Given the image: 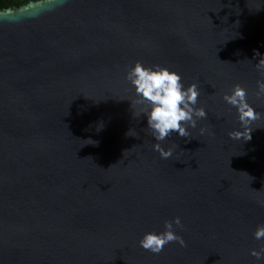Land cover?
<instances>
[{
    "label": "water",
    "instance_id": "1",
    "mask_svg": "<svg viewBox=\"0 0 264 264\" xmlns=\"http://www.w3.org/2000/svg\"><path fill=\"white\" fill-rule=\"evenodd\" d=\"M257 51L260 55H256ZM264 0L31 1L0 11V264H264V118L233 141L237 83L264 77ZM198 83L208 120L162 159L126 71ZM200 127L208 131L201 135ZM182 219L186 247L143 250Z\"/></svg>",
    "mask_w": 264,
    "mask_h": 264
},
{
    "label": "clouds",
    "instance_id": "2",
    "mask_svg": "<svg viewBox=\"0 0 264 264\" xmlns=\"http://www.w3.org/2000/svg\"><path fill=\"white\" fill-rule=\"evenodd\" d=\"M69 0H58L60 5ZM256 55H260L257 51ZM264 77V58L254 65ZM126 80L132 86L136 100L132 102L139 106V114L147 116L148 130L155 137L157 143L153 150L160 154L162 159L173 156L171 148H165L173 133L180 137H191V129L198 127L201 121L208 120V110L201 105V91L198 83L186 85L181 73L168 66L145 64L136 61L126 71ZM257 99H264V78L257 81L255 90ZM223 101L236 110L238 129L229 132L233 141H250L254 130V123L264 118V112L249 101L248 89L237 83L230 92L223 95ZM208 131L200 127L201 135ZM177 229H183L182 219L177 216L174 220L163 221L162 229L145 231L138 244L143 250L159 255L165 247L178 243L186 247L187 242ZM256 241L264 242V222L257 224L253 233ZM251 255L257 260H264V246L253 248Z\"/></svg>",
    "mask_w": 264,
    "mask_h": 264
},
{
    "label": "trees",
    "instance_id": "3",
    "mask_svg": "<svg viewBox=\"0 0 264 264\" xmlns=\"http://www.w3.org/2000/svg\"><path fill=\"white\" fill-rule=\"evenodd\" d=\"M31 1H39V0H0V11L12 8L14 6L20 7Z\"/></svg>",
    "mask_w": 264,
    "mask_h": 264
}]
</instances>
